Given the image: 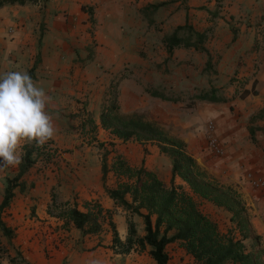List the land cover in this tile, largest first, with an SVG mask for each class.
<instances>
[{
	"label": "crops",
	"instance_id": "0c3cea01",
	"mask_svg": "<svg viewBox=\"0 0 264 264\" xmlns=\"http://www.w3.org/2000/svg\"><path fill=\"white\" fill-rule=\"evenodd\" d=\"M161 3L155 10L147 8ZM226 12L235 17L239 27L235 35L223 36L224 29L216 22L203 44L208 54L193 48H177L168 55L162 42L164 36L186 23L198 32L203 31L212 23L209 16H223ZM257 35L251 24L238 19L229 7L216 6L215 0H33L0 5V75L7 71L29 73L32 69L33 80L51 97L48 111L56 127L49 140L56 162L40 169L32 167L22 175L14 183L10 203L1 213L12 233L7 236L0 231V264H157L149 255L148 246L141 250L133 244L125 251L123 245H114L109 224L115 225L122 244L128 236V224L125 229L124 221L134 223L137 236L144 235V224L140 225L136 215L118 207L105 192L104 187L117 185L114 172L109 171L102 181V156L105 152L107 157L113 154L108 143L103 142L117 143V154L127 155L118 146L120 140L100 124L110 80L125 68L142 76L153 88L175 92L194 87L231 90L243 79L245 89L253 88L258 94L245 97L246 103L254 104L242 110L236 120L225 118L229 121L225 128H230L226 132L230 158L241 161L239 166L245 170L264 171V158L259 159L264 156V136L257 132L251 141L247 130L251 125H263L250 123V117L264 105L263 50L252 83L243 78L253 73L259 49L252 48V41ZM130 44L139 48V55L131 61L126 51ZM208 56L213 60L210 73L205 69ZM186 63L192 66L188 73L181 72ZM165 67L170 70L168 74L160 69ZM195 67L199 73L193 72ZM154 76H162L164 82L154 81ZM208 104L214 109L220 105ZM240 118L246 120L244 128L237 121ZM216 119L220 121L221 117ZM88 124L91 132L86 130ZM100 146L106 150L101 152ZM107 164L110 167L113 162ZM19 166L0 171V203L7 179L16 176ZM262 195L257 197L259 201L242 198L251 215L252 235L261 237L264 250ZM65 203L81 212L87 210L86 204L99 205L106 218L101 230L83 235L61 216ZM258 213V221H252ZM165 251L167 264H196L177 241L167 244Z\"/></svg>",
	"mask_w": 264,
	"mask_h": 264
},
{
	"label": "trees",
	"instance_id": "16d2710c",
	"mask_svg": "<svg viewBox=\"0 0 264 264\" xmlns=\"http://www.w3.org/2000/svg\"><path fill=\"white\" fill-rule=\"evenodd\" d=\"M25 1L33 0H3L0 5L15 2L23 4ZM161 5L162 3L149 5L147 8L155 10ZM217 6L220 7L219 2ZM218 12L219 10H216L213 15H217ZM210 30L208 28L198 32L186 23L178 26L170 35L164 36L162 42L170 56L177 48H193L208 54L203 44L208 39ZM211 61V57L208 56L205 69L211 67ZM29 74L32 75V69L29 70ZM217 91L215 88L200 90L193 96V100L214 104L228 103L229 99L221 96ZM147 92L150 96L164 101H178L157 90ZM248 94L256 95L257 92L253 88L244 90L240 98H245ZM116 111L117 106L113 104L102 109L100 113L102 128L123 142L134 139L142 143H154L159 152L170 159L171 177L169 185H166L143 164L132 167L120 157L108 167L106 158L108 152L103 154L102 181L109 171H113L118 179L115 188L104 187L106 194L118 207L140 217L144 224V235L139 237L136 235L134 223L128 220V236L122 244L115 225L109 222L113 244L123 245L125 251H128L133 244L141 250L148 246L150 248L148 253L157 264H167L168 255L165 247L175 241L179 242L196 264H264V250L260 246V236L252 235L251 215L240 192L231 184L220 182L202 169L195 158L187 152L183 140L140 117L123 118ZM255 122H262L263 125L249 126L248 133L252 141L255 140L257 132L264 136V105L250 117V123ZM48 143L49 141L39 147L35 143L23 146V163L19 166L16 176L7 179L4 197L0 203V231L4 235L10 236L12 233L2 221L1 213L10 203L14 183L30 168L40 169L46 166L45 163L51 158ZM39 163L44 165L41 166ZM176 178H179L186 188L176 186ZM196 199L226 211L229 214L231 227L225 233L221 232L217 224L199 209ZM63 206L65 210L61 216L70 221L83 235L95 234L101 230V224L106 218L99 205L86 204L85 212L70 207L68 203ZM251 237L254 243L249 250L246 241Z\"/></svg>",
	"mask_w": 264,
	"mask_h": 264
},
{
	"label": "rangeland",
	"instance_id": "374dc122",
	"mask_svg": "<svg viewBox=\"0 0 264 264\" xmlns=\"http://www.w3.org/2000/svg\"><path fill=\"white\" fill-rule=\"evenodd\" d=\"M215 2L216 6L219 2L220 7L223 8L224 6H227L232 9L237 15L238 19H242L246 23L251 24V27H253L257 31L258 35L252 41V48H255L256 50L259 49V53H257L258 55L255 59L256 62L251 70V72L253 73H251V75L243 77L246 79V81H248V84H251L253 81V77L256 74V69L258 67L257 63H259L261 58L260 53L262 50L264 51V0H215ZM220 12H222V9L219 11V13ZM207 19L212 22L205 28L211 29L207 35V38H209V36L214 31V24L216 22H218L223 27V36H227L229 34L235 35L239 29V27L236 26L235 17L231 16L228 12H226L223 16H209ZM259 25H261V27H258ZM127 46L128 49H126V51H128V53L131 55L128 59L131 61L133 56L139 55V48L136 49L133 44ZM143 54L145 55V53ZM191 66L192 65L186 63L180 70L181 72L188 73L187 69ZM212 66L213 60L211 61V67L209 69H206L208 73H210V70H212ZM160 69L163 74L170 71L167 67H165V69ZM192 70L194 73H199L196 67ZM190 76H193V74H190ZM153 78L154 81L160 79L162 83L164 82L162 76L160 78L159 76H154ZM198 78H200V74ZM244 83L245 81L242 79L239 84H236L237 88L232 87L231 90H229L228 88H224L221 91H217L221 96L228 98L229 102L227 104H220L219 108L214 109L210 104L206 102H194L193 100V96L198 94L200 90H205V88L200 89V87H194L182 89L178 92L165 90V88L161 87L153 88L146 82V80L142 76L135 75L129 68H125L119 76H115L110 80V83L106 90V96L103 99V108L105 106H111L112 104L116 105V112L120 117H140L145 121H149L155 124L157 127L166 131L168 134L183 140L186 144L187 152L195 158L198 165L208 174L214 176L222 183L231 184L238 190V192H240L243 197L246 196L247 200L248 197H250L252 198V200L254 198L256 201H259V199L257 200V197L263 196L262 194H264V184H260L258 186L252 185L251 181H249L247 177V174L251 173L252 177L263 178L264 171H257L255 169L245 170L243 166L240 167L239 164L241 163V161L237 162L236 159L230 158V152L228 148L229 141L226 138V132L230 128H225V125L229 123V121H227V119L225 120V118L230 117L231 119L236 120V116H240V112L242 110L246 109L249 105L254 104V102L246 103L245 98H240L241 93L246 90V85H244ZM148 90H157L159 92H162L165 96L171 99H177L178 101H164L152 97L148 94ZM256 98L261 101L260 97ZM217 111L218 114H215V112ZM213 115L215 116L213 117ZM222 115L224 116L222 117ZM216 116H218L219 118L221 117L220 121H217ZM237 121L242 122V128H244L246 120L244 118L241 120L240 118ZM210 122H212L215 126L214 134L217 138V141L221 144V148H223V154H216L214 150L208 148L207 127ZM75 126L79 127L80 124ZM84 130L85 128H82V131ZM86 130H88L89 132L92 131L89 124ZM104 130L106 132H109L106 129ZM243 130L241 132H238L237 135L243 133ZM103 143H108L107 147L109 149L111 148V152H113V154L107 157L108 163L114 162L116 158L120 157L132 167H139L141 164H143L146 169L154 172L160 180H162L166 185H169L171 177V161L167 156L159 152L158 147L154 143H142L134 139L125 142L120 140L118 146L120 148L122 147L127 155H124L122 153L117 154V143L111 144L110 142L106 141ZM252 143L256 145V142ZM48 150L49 154H51V158L50 161L45 163L46 166H49L50 164L56 162L53 160L56 157L55 153L50 151L52 150L50 143H48ZM98 150H101V152H103L104 150H106V147L100 146L98 147ZM138 154L140 155L138 156ZM262 158H264V156L259 157V159ZM39 165L43 166L44 164L39 163ZM176 179V186H183L184 188H186L185 184L182 181H179L180 183H178ZM196 201L198 202L199 209L217 224L221 232L225 233L231 227L229 214L226 211L218 209L212 204H208V202L200 201L197 199ZM250 207L251 209H253L252 206ZM260 215L261 213H258L257 216L253 215V217H255V220L252 221H258V216ZM135 219L139 220L140 225L143 226V222L138 216H135ZM124 227L125 229H127L126 221H124ZM259 242L261 243V237ZM253 243L254 240L252 239V237L246 241V245L249 250L253 247Z\"/></svg>",
	"mask_w": 264,
	"mask_h": 264
},
{
	"label": "clouds",
	"instance_id": "9594fccd",
	"mask_svg": "<svg viewBox=\"0 0 264 264\" xmlns=\"http://www.w3.org/2000/svg\"><path fill=\"white\" fill-rule=\"evenodd\" d=\"M51 97L27 71L0 75V171L23 163V145H44L56 133Z\"/></svg>",
	"mask_w": 264,
	"mask_h": 264
},
{
	"label": "built area",
	"instance_id": "2783aa9c",
	"mask_svg": "<svg viewBox=\"0 0 264 264\" xmlns=\"http://www.w3.org/2000/svg\"><path fill=\"white\" fill-rule=\"evenodd\" d=\"M214 124L212 122L209 123L207 127L208 131V148L212 149L216 152V154H223V148H221V144L217 141V138L214 134ZM247 177L249 181H251V184L254 186L263 185L264 184V177L263 178H255L251 176V173L247 174Z\"/></svg>",
	"mask_w": 264,
	"mask_h": 264
}]
</instances>
